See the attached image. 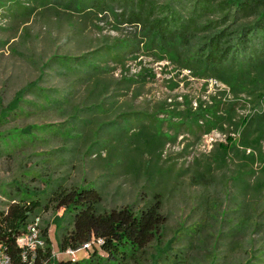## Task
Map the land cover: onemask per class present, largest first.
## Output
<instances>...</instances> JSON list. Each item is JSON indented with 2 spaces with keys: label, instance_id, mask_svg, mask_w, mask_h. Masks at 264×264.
<instances>
[{
  "label": "rangeland",
  "instance_id": "rangeland-1",
  "mask_svg": "<svg viewBox=\"0 0 264 264\" xmlns=\"http://www.w3.org/2000/svg\"><path fill=\"white\" fill-rule=\"evenodd\" d=\"M0 1V117L19 92L37 85L54 97L71 93L65 113L75 111L81 121L88 122L76 150H71L74 144L70 141L48 132L39 133L37 142H25L22 148L9 149L13 146L8 142L5 151L0 149V211H6L18 186L44 191L58 184L69 188L93 182L102 187L107 210L134 204L142 207L159 194L168 218L166 240L180 228L186 233L207 219L212 236L206 232L193 239L183 232L173 244L170 256L184 253V264H209L212 257L215 264H245L252 249H261L263 236L252 230L229 236L239 215L264 223V187L260 193L253 188L243 192L242 184L235 181L238 169L242 163L247 166V161L231 156L226 166L205 170L219 144L226 145L229 138L239 144V125L244 119L260 116L263 107L254 98L259 94L257 86H252L255 94L247 86V94L236 95L220 81L199 78L183 69L175 57L150 47L140 29L118 26L101 16L83 18L55 0L47 8L27 0ZM19 5L32 14L19 10ZM117 41L129 46L123 59L98 61L97 67L103 70L98 76L83 73L82 67L71 74L55 63L59 59H92L105 54V45ZM123 79L129 83L122 84ZM108 83L105 89L102 84ZM25 101L41 102L34 94H28ZM23 109L18 116L8 117L0 132L66 122L57 109L25 104ZM133 114L144 122L134 121L133 116L128 132L109 129L122 116ZM229 117L232 124L227 122ZM142 123L146 134L136 137ZM151 136L159 137L163 147L157 151L150 147ZM251 169L254 174L243 180L252 185L262 179V163L257 161L248 171ZM242 201L247 210L239 209ZM205 209L214 220L207 218ZM62 216L63 211L57 215L47 212L40 219V228L49 227L57 258L61 256L54 224ZM62 227H68L67 223ZM217 229L221 233L215 235ZM206 247L214 251L211 258ZM77 257L86 254L80 252ZM255 263L264 264V255ZM160 264H170V260Z\"/></svg>",
  "mask_w": 264,
  "mask_h": 264
},
{
  "label": "trees",
  "instance_id": "trees-1",
  "mask_svg": "<svg viewBox=\"0 0 264 264\" xmlns=\"http://www.w3.org/2000/svg\"><path fill=\"white\" fill-rule=\"evenodd\" d=\"M35 7L47 8L53 0H27ZM56 3L73 9L83 18L99 16L113 20L118 26H127L135 30L140 29L142 35L150 42V47L175 57L180 66L202 79H214L230 87L237 95L247 94V86H257L258 98L263 111L256 119H244L239 125L240 141L229 138L226 145L219 144L210 156L205 170L209 172L212 166L217 169L227 165L231 156L242 161L235 181L243 186V192L253 188L258 193L264 187V0H55ZM2 2L0 1V5ZM19 10L22 7L17 6ZM27 15L32 14L31 9H22ZM129 47V46H128ZM124 42L117 41L106 46L105 54H96L92 59H77L75 61L59 59L55 63L70 71L78 73L77 68L84 72L101 74L103 71L97 62L121 61L128 48ZM101 50L100 52H102ZM99 56V58H98ZM102 59V60H101ZM75 63L76 67H72ZM77 64V65H76ZM108 72L111 69H107ZM122 84L129 83L123 79ZM132 82V81H131ZM37 84V83H36ZM110 83L102 86L107 89ZM28 94H34L38 105L26 103ZM255 94V93H254ZM71 93L59 94L54 97L37 85H33L19 92L14 103L3 110L0 125L8 118L18 116L23 112V105L35 106L41 110L57 109L66 122L58 125H30L24 128H11L0 132V149L22 148L26 144L37 142L39 133H53L65 141L74 144L71 150H76L84 138L87 121L75 111L65 113L70 105ZM100 106V105H99ZM95 106V107H99ZM134 121L144 122L137 114L125 115L109 129L128 132L132 117ZM232 124V119H227ZM140 126L136 137L146 134L144 123ZM104 128H107L104 126ZM37 137V138H36ZM16 142V143H15ZM149 146L155 151L163 147L159 137L151 136ZM3 151V152H4ZM153 151V153L155 152ZM250 152L246 155V152ZM8 154V153H6ZM257 161L262 163L261 178L251 182L243 178L253 175L250 166ZM247 168V171H246ZM6 211H0V254L8 256L12 264H160L169 261L170 264H184L185 254H173L172 246L184 227L176 231L166 240L168 218L163 213V200L155 194L142 207L138 205H125L107 210L104 207L103 189L95 183L73 185L69 188L58 184L54 188L37 191L29 187H19ZM211 208H209L210 210ZM240 210H247V203L241 202ZM63 211V216L56 219L55 228L58 236V251L60 257L53 254L52 242L49 237V227L40 228L42 249L31 252L27 247L18 245L17 241L27 233L28 226L42 215L53 212L57 215ZM208 219L215 218L205 209ZM225 216V213H222ZM249 215H251L249 213ZM68 220H65V219ZM66 222L68 227L63 228ZM211 225L207 219L199 223L185 234L192 238H199L208 232ZM231 234H245L251 232L263 236L261 249L250 252L251 259L245 264H256L257 258L264 255V223H257L252 216H238V222L230 229ZM220 231L217 229L215 235ZM221 233V231L219 232ZM215 235L213 237H215ZM100 241L99 244H96ZM202 244L205 245V242ZM85 258L72 259L64 254L68 250L79 251L86 245ZM207 249V247H206ZM214 251L207 249L206 255L212 257ZM213 258V257H212ZM211 258L209 264H215Z\"/></svg>",
  "mask_w": 264,
  "mask_h": 264
},
{
  "label": "built area",
  "instance_id": "built-area-1",
  "mask_svg": "<svg viewBox=\"0 0 264 264\" xmlns=\"http://www.w3.org/2000/svg\"><path fill=\"white\" fill-rule=\"evenodd\" d=\"M17 243L18 245L27 247L31 252H35L38 249H42L44 247V243L41 240V235H40V220L37 219L34 222H32L27 228V233L23 237L19 238ZM99 243L100 241H98L96 244ZM90 248H91V244H88L79 251L68 250L64 255L71 257L72 259H78L77 255L80 252L86 253V250ZM0 264H12V263L8 256L4 254H0Z\"/></svg>",
  "mask_w": 264,
  "mask_h": 264
}]
</instances>
